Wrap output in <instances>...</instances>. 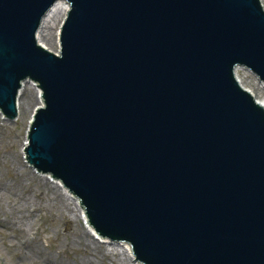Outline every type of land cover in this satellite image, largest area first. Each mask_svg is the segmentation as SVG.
I'll return each mask as SVG.
<instances>
[{"label":"water","instance_id":"water-1","mask_svg":"<svg viewBox=\"0 0 264 264\" xmlns=\"http://www.w3.org/2000/svg\"><path fill=\"white\" fill-rule=\"evenodd\" d=\"M58 0H0V111L37 105L24 154L142 264H264L260 0H65L59 49L38 42Z\"/></svg>","mask_w":264,"mask_h":264},{"label":"rangeland","instance_id":"rangeland-1","mask_svg":"<svg viewBox=\"0 0 264 264\" xmlns=\"http://www.w3.org/2000/svg\"><path fill=\"white\" fill-rule=\"evenodd\" d=\"M51 25L47 28L49 39L57 30L55 23ZM55 47L59 49V35H55ZM238 76L256 99L262 98L255 75L239 70ZM26 86L30 88L28 82ZM35 104L30 88L20 97V113L15 120L0 113V264H89L79 249L80 236L88 230L78 215L76 201L25 160L23 143ZM44 182L47 185L40 188ZM89 235V240L103 245L117 264H132L124 249L127 242L96 232ZM96 263L110 264L101 258Z\"/></svg>","mask_w":264,"mask_h":264},{"label":"bare ground","instance_id":"bare-ground-1","mask_svg":"<svg viewBox=\"0 0 264 264\" xmlns=\"http://www.w3.org/2000/svg\"><path fill=\"white\" fill-rule=\"evenodd\" d=\"M260 1H262V0H260ZM261 3L263 5V7H264L263 1ZM68 7H69V5H68V3L65 0H58L57 2H55L53 4V6L49 9L47 14L44 16V18H43V20L41 22V25H40L37 33H36V37H37L38 42L41 43L43 46H45L46 48H48L50 50L57 51V48L55 47V35H59V32H60L59 31V27H57V23L58 24L62 23L65 15H66V12L68 10ZM57 17H58V19H57L58 22L56 23V18ZM54 23L56 25L55 28H57V30H56V33H53V36L51 37V39H49V31H47V28L52 27L51 24H54ZM50 46H52V48H50ZM239 70H243L245 72H250V71L245 70L244 68L243 69L242 68H238L237 72H236V76H237V78L239 80V83L244 88H246L242 84L241 80L239 79V76H238V71ZM26 82H28V85L30 86L31 90L34 91L35 100H36V104L34 106V109H35V107L37 105H41L42 104L41 90L38 87L37 83H34L32 81H29V80L24 81L22 83V87L19 90V94H18V98H17L18 113H20V97L24 93H29V90H30V88H28L26 86ZM256 83L261 88V90L263 91L262 98L256 99V100L264 107V84L258 78H256ZM246 89L249 90L252 93V91L250 89H248V88H246ZM31 116H30V119H31ZM30 119H29V121H30ZM23 145H24V143H23ZM42 175L44 176V178H46L48 181L53 183L55 186H58L61 189H63L72 199H74V201H76V204L78 205V215L83 219L84 225H85V227L88 230L87 231L88 233L83 231V234L80 236L82 242H81V247L79 248L80 250L83 251V254L87 255V260L86 261L89 264H97L96 260H99L101 258V259L109 260L110 264H117L115 262V259H113V257H111L110 254L108 252H106V250L104 249L103 245L98 244V243L96 244L93 240H89V239H91L89 233L92 234V236H93L95 231H93L92 227L88 224L87 218H86V215H85V211H84L83 207L80 205V202H79L78 198H76L75 196L70 194L65 188H63V186L58 181L52 180L48 175H44V174H42ZM48 181H46V182H48ZM46 182H44L45 184H41L40 183L41 184L40 188L43 187L44 185H47ZM42 193L43 192H41V191L39 192L40 195H42ZM86 239L89 240L90 242L87 241ZM124 249H125V252H126V254H127V256H128V258H129V260L131 261L132 264H142V263L137 262L135 260L133 254H132V250H131L130 244L125 243ZM89 255H90V257H89Z\"/></svg>","mask_w":264,"mask_h":264}]
</instances>
